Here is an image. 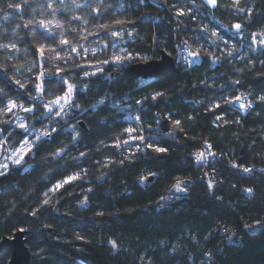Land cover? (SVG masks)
<instances>
[{"label":"clouds","instance_id":"9594fccd","mask_svg":"<svg viewBox=\"0 0 264 264\" xmlns=\"http://www.w3.org/2000/svg\"><path fill=\"white\" fill-rule=\"evenodd\" d=\"M0 193L32 264H264V0H0Z\"/></svg>","mask_w":264,"mask_h":264},{"label":"water","instance_id":"95a60500","mask_svg":"<svg viewBox=\"0 0 264 264\" xmlns=\"http://www.w3.org/2000/svg\"><path fill=\"white\" fill-rule=\"evenodd\" d=\"M171 62L165 60L164 64L162 65H150L146 68H140L134 70L135 72L141 74H156V75H163L171 70ZM24 234L18 233L15 237V240L10 242L5 240L3 244H0V253L4 251H9L13 254V264H30L31 258L28 255L24 247V241L22 239Z\"/></svg>","mask_w":264,"mask_h":264},{"label":"trees","instance_id":"16d2710c","mask_svg":"<svg viewBox=\"0 0 264 264\" xmlns=\"http://www.w3.org/2000/svg\"><path fill=\"white\" fill-rule=\"evenodd\" d=\"M4 191H14L13 189L10 188V186H5ZM2 194V193H0ZM135 195V193L133 194ZM27 219V218H25ZM55 219L59 220L61 219L60 217H55ZM156 219H159V217H157ZM70 227H76V226H84V227H88L90 226V222L87 220H83V219H77V220H71L68 222ZM135 223V226L137 228H147L149 226H153L154 227V222L153 219L150 217H143L141 218L138 222H133ZM167 226V225H165ZM176 227H179V225L177 224ZM45 237V233L44 232H36L32 234V237L30 238H41L43 239ZM47 242V241H44ZM51 247L55 248V247H59L58 245H51ZM256 247H259L261 249H264V245H257ZM65 251H68V249H65ZM252 253L253 258H255V249H251L250 250ZM10 252L9 251H4L0 253V259H3L4 257H6ZM261 255H264V252L261 253ZM30 264H32V261L30 262ZM60 264H66L65 261L61 260Z\"/></svg>","mask_w":264,"mask_h":264},{"label":"snow or ice","instance_id":"6c2138e0","mask_svg":"<svg viewBox=\"0 0 264 264\" xmlns=\"http://www.w3.org/2000/svg\"><path fill=\"white\" fill-rule=\"evenodd\" d=\"M237 27H239L238 25H237ZM159 150V149H158Z\"/></svg>","mask_w":264,"mask_h":264}]
</instances>
